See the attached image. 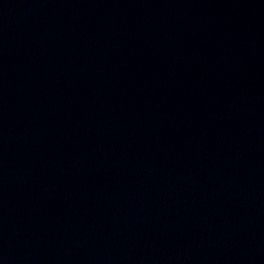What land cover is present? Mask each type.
Instances as JSON below:
<instances>
[{
	"label": "water",
	"instance_id": "water-1",
	"mask_svg": "<svg viewBox=\"0 0 264 264\" xmlns=\"http://www.w3.org/2000/svg\"><path fill=\"white\" fill-rule=\"evenodd\" d=\"M0 264H264V0H0Z\"/></svg>",
	"mask_w": 264,
	"mask_h": 264
}]
</instances>
